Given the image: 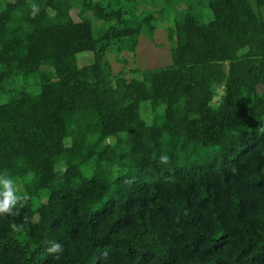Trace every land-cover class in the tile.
I'll return each mask as SVG.
<instances>
[{"label":"trees","instance_id":"trees-1","mask_svg":"<svg viewBox=\"0 0 264 264\" xmlns=\"http://www.w3.org/2000/svg\"><path fill=\"white\" fill-rule=\"evenodd\" d=\"M34 2L0 0V264H264V0ZM160 21L170 63L114 72Z\"/></svg>","mask_w":264,"mask_h":264},{"label":"rangeland","instance_id":"rangeland-1","mask_svg":"<svg viewBox=\"0 0 264 264\" xmlns=\"http://www.w3.org/2000/svg\"><path fill=\"white\" fill-rule=\"evenodd\" d=\"M180 7H184L181 5ZM76 10H71L72 14H75ZM73 14V15H74ZM208 10L206 8H202V17H207ZM158 27L154 32V40L150 41L148 38H145V35H140L138 40V45L136 46L134 52H126L123 51L121 53H117L112 50H108L105 53L104 59L110 64L111 69L114 72H118L120 70H125V74L128 77H132L133 73L130 72L131 69L137 67L138 73L143 69H154L159 67L167 66L170 63V51L167 41V33H166V23L161 22L158 23ZM124 56V57H123ZM77 63L79 65L89 63L92 58L93 54L90 52H80L76 55ZM119 59L125 58L126 64H123L122 61L120 62ZM136 73V74H138ZM139 77L140 75H134ZM28 80L29 86L27 89L30 91H39V85L35 84V80L33 79H26ZM0 102H3L1 100ZM149 113L147 110L144 111L143 116L146 117L148 120ZM109 141L112 142V139ZM60 167V166H59ZM106 198V197H105Z\"/></svg>","mask_w":264,"mask_h":264},{"label":"clouds","instance_id":"clouds-1","mask_svg":"<svg viewBox=\"0 0 264 264\" xmlns=\"http://www.w3.org/2000/svg\"><path fill=\"white\" fill-rule=\"evenodd\" d=\"M27 2L30 15L35 18L40 14L41 7L34 0H27ZM169 159V156L166 154L159 156V161L162 164H168ZM30 198L27 192L22 193L19 191L14 177L7 169L0 171V216L18 217L21 209L28 203ZM11 227L14 230H18V225L15 222L12 223ZM43 243L45 251L54 259H59L64 252V246L56 240L45 239ZM102 255L106 256L107 253H102Z\"/></svg>","mask_w":264,"mask_h":264}]
</instances>
